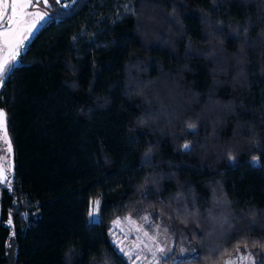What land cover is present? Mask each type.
<instances>
[{
	"label": "trees",
	"instance_id": "obj_1",
	"mask_svg": "<svg viewBox=\"0 0 264 264\" xmlns=\"http://www.w3.org/2000/svg\"><path fill=\"white\" fill-rule=\"evenodd\" d=\"M46 9L0 89V264H132L117 219L166 229L156 264H264V0Z\"/></svg>",
	"mask_w": 264,
	"mask_h": 264
},
{
	"label": "rangeland",
	"instance_id": "obj_2",
	"mask_svg": "<svg viewBox=\"0 0 264 264\" xmlns=\"http://www.w3.org/2000/svg\"><path fill=\"white\" fill-rule=\"evenodd\" d=\"M51 1L56 3V0ZM63 2H66V0H60V3ZM49 3L50 0H48L47 5L44 4L43 0H33L32 7L27 10L33 15L27 16L25 19L29 23L35 22V28L32 34L26 35L19 52L28 45L43 22L49 18L50 14L46 9ZM36 13H39V16L35 15ZM40 16H43V19H40ZM18 57L13 62V65L18 64ZM2 135L0 133V168L3 169L5 180L0 182V184L10 183L14 174L13 148L11 145V151H8V145ZM7 139L10 141L8 134ZM98 206L99 201L97 199L91 200L89 205V220L91 222L98 220ZM112 227L115 244L132 264H156L160 255H166L171 250L172 239L165 228L159 227L154 235H150L143 230L140 224L130 219H117L113 222ZM178 251L180 256L195 254V248L186 234L179 240ZM254 261L255 259L250 253H236L226 264H253Z\"/></svg>",
	"mask_w": 264,
	"mask_h": 264
},
{
	"label": "snow or ice",
	"instance_id": "obj_3",
	"mask_svg": "<svg viewBox=\"0 0 264 264\" xmlns=\"http://www.w3.org/2000/svg\"><path fill=\"white\" fill-rule=\"evenodd\" d=\"M43 2L45 5L48 4V0ZM56 3H60V0H56ZM32 5L33 0H0V85L4 83L6 75L13 67V62L19 56L24 38L32 34L35 28V22L29 23L25 19L33 15L27 11ZM35 15L39 16V13ZM40 19H43V16H40ZM189 127L194 128V125ZM0 133L3 134L2 138L8 145V151H11V144L7 139L6 117L2 110H0ZM184 148L188 149L189 145L185 144ZM4 180V172L0 168V182Z\"/></svg>",
	"mask_w": 264,
	"mask_h": 264
},
{
	"label": "water",
	"instance_id": "obj_4",
	"mask_svg": "<svg viewBox=\"0 0 264 264\" xmlns=\"http://www.w3.org/2000/svg\"><path fill=\"white\" fill-rule=\"evenodd\" d=\"M9 74V73H8ZM8 74L6 75V77H5V79L7 78V76H8ZM5 81V80H4ZM3 86V84L2 85H0V89H1V87Z\"/></svg>",
	"mask_w": 264,
	"mask_h": 264
}]
</instances>
